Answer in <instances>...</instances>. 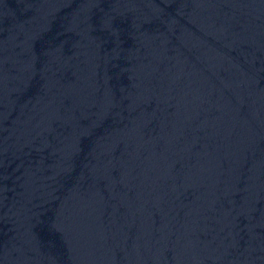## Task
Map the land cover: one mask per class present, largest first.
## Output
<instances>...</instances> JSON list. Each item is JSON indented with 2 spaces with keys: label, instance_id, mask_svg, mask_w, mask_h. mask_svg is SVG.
<instances>
[{
  "label": "water",
  "instance_id": "95a60500",
  "mask_svg": "<svg viewBox=\"0 0 264 264\" xmlns=\"http://www.w3.org/2000/svg\"><path fill=\"white\" fill-rule=\"evenodd\" d=\"M0 264H264V0H0Z\"/></svg>",
  "mask_w": 264,
  "mask_h": 264
}]
</instances>
